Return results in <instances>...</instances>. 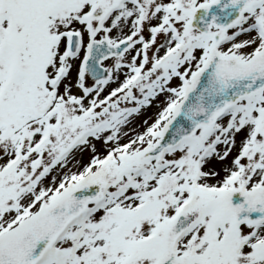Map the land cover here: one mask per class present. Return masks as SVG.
Wrapping results in <instances>:
<instances>
[{"label":"snow or ice","instance_id":"obj_1","mask_svg":"<svg viewBox=\"0 0 264 264\" xmlns=\"http://www.w3.org/2000/svg\"><path fill=\"white\" fill-rule=\"evenodd\" d=\"M0 264H264V0H0Z\"/></svg>","mask_w":264,"mask_h":264},{"label":"rangeland","instance_id":"obj_2","mask_svg":"<svg viewBox=\"0 0 264 264\" xmlns=\"http://www.w3.org/2000/svg\"><path fill=\"white\" fill-rule=\"evenodd\" d=\"M75 73H73L74 75ZM156 111V108L153 107V108H150V109H147L143 114L142 116L140 117H137L135 122H134V125L133 126H136L137 124H140V121L146 117H153L154 116V113Z\"/></svg>","mask_w":264,"mask_h":264}]
</instances>
